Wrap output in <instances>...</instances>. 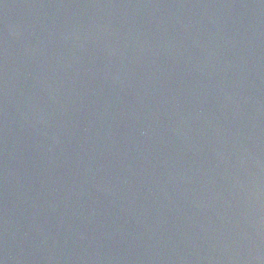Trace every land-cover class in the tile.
Wrapping results in <instances>:
<instances>
[{"label": "water", "instance_id": "obj_1", "mask_svg": "<svg viewBox=\"0 0 264 264\" xmlns=\"http://www.w3.org/2000/svg\"><path fill=\"white\" fill-rule=\"evenodd\" d=\"M0 264H264V0H0Z\"/></svg>", "mask_w": 264, "mask_h": 264}]
</instances>
